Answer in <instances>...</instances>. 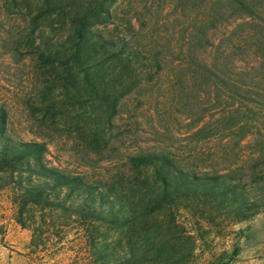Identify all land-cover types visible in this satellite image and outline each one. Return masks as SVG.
<instances>
[{"label": "rangeland", "instance_id": "obj_1", "mask_svg": "<svg viewBox=\"0 0 264 264\" xmlns=\"http://www.w3.org/2000/svg\"><path fill=\"white\" fill-rule=\"evenodd\" d=\"M76 7L87 10V47L101 52V42L127 58L78 69L55 61L61 45L70 51L63 41ZM254 32L264 35V0H0L5 134L44 142L42 164L80 176L91 193L111 201L98 205L101 210L113 208L126 220L108 227L57 210L56 228L47 229L34 248L31 230L16 222L10 193L2 189L0 264H90V242L94 254L105 244L121 254L128 243L138 245V253L148 246L154 254L164 252L162 240L177 230L196 237L192 264H264V108L237 106L224 92L206 93L204 83L187 74L203 53L210 61L228 50L234 54L225 65L256 66L260 61L244 54L264 47V38H248ZM103 90L119 94L112 116ZM160 151L188 177L220 176L198 182L186 208L160 205L155 169L169 189L184 190L185 178L165 166L128 163L130 156ZM256 159L260 163L253 165ZM86 196L70 195L67 204ZM251 200L258 201L255 214L243 206ZM175 247L184 251L185 244Z\"/></svg>", "mask_w": 264, "mask_h": 264}, {"label": "trees", "instance_id": "obj_2", "mask_svg": "<svg viewBox=\"0 0 264 264\" xmlns=\"http://www.w3.org/2000/svg\"><path fill=\"white\" fill-rule=\"evenodd\" d=\"M85 11L87 10L76 7L70 13L71 32L70 36L63 41V44L70 45V51L66 53L62 50L64 45H61L60 52L55 54L54 60L61 65H68L71 62L72 67L78 69L100 67L113 59L127 58L128 54L124 50L107 51L101 42L99 46L101 52L94 47H87L92 36L86 28L88 14ZM255 36L260 40L264 38L261 32L248 34L249 39ZM208 54H202L203 61L200 65L187 68L189 78L202 81L204 87L207 88L206 93H214L220 97L224 92L225 99H229L232 104L236 103L237 106L255 103L264 108V47L258 46L256 50L244 52L260 61L254 67H242L235 64L229 67L222 63L223 60L228 61L233 56L232 50L216 53L211 56L212 58L209 56L210 61H208ZM100 97L105 103L108 115H114L119 94L115 91L103 90ZM246 109V107L243 108V110ZM6 121L7 116L4 110L0 109V190L9 191L10 201L15 210V220L22 227L31 230V243L34 248L43 244L42 237L47 229L56 228L52 223L58 215L57 210L62 213L73 212L83 220L89 218L99 221L98 223L104 222L108 227L116 228L126 222L124 217L120 216L119 211L113 208L107 211L101 210L98 205L101 206L103 202L111 204V201L107 199L103 201L101 195L91 193L88 190L90 186L80 176L42 164L40 156L46 151L44 142L12 140L4 132ZM236 124L238 128L243 127L240 122ZM203 130L204 127H201L198 132ZM244 136L245 134L242 133L240 138ZM128 163L132 167L165 166L174 176L185 178L182 183L184 190L169 189L166 177L162 176L157 169L154 171L155 179L159 182L161 189L158 204L173 208L175 211H178L179 206L186 208L191 203V197H195L198 182L213 181L220 176L214 171L203 176L188 177V170L177 164L164 151L144 152L130 156ZM256 163H260L258 159L253 162V165ZM62 190H65L63 195H61ZM80 192L87 193V196L80 202L74 201L75 204L72 202L67 204L70 195ZM257 203L258 201L251 200L243 206L246 211H252L251 213L255 214L257 210L254 208ZM195 240L196 237L191 232L177 230L162 240L164 252L158 250L154 254L149 253L151 249L148 246H144L143 251L138 253L139 246L132 243L126 244V248L120 250L123 251L121 254L109 244L104 245L102 253L94 254L97 248L94 242H90L93 257L89 259V262L90 264H192ZM179 241L184 242V251H179L180 248L175 247ZM218 263V260L208 262V264Z\"/></svg>", "mask_w": 264, "mask_h": 264}]
</instances>
